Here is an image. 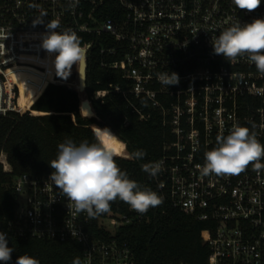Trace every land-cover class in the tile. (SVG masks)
I'll use <instances>...</instances> for the list:
<instances>
[{
    "label": "built area",
    "instance_id": "2783aa9c",
    "mask_svg": "<svg viewBox=\"0 0 264 264\" xmlns=\"http://www.w3.org/2000/svg\"><path fill=\"white\" fill-rule=\"evenodd\" d=\"M102 2L0 0V115L26 112L20 109L21 87L14 77L18 68L46 70L32 58L53 61L41 47L50 20L59 22L57 31L105 35L101 52L110 59L102 66L120 70L126 83L100 90L97 97L121 93L140 121L157 118L169 128L171 141L153 162L161 164L155 179L172 207L207 224L202 231L209 248L204 264H264V171L258 175L249 165L237 175L202 176L198 167L205 163V152L217 146V136L228 135L234 126L248 127L264 144V75L247 56L229 63L212 47L227 27L264 18V0L252 12L240 10L232 0H119L121 19L99 18ZM84 45L89 52L93 43ZM165 72L177 73L179 84L163 85L158 75ZM54 78L50 83L75 87L57 79L56 72ZM0 162L11 169L4 152ZM50 174L16 177V208L5 233L78 242L82 264H136L117 232L143 221V215L110 210L89 219L86 212L75 213L49 181Z\"/></svg>",
    "mask_w": 264,
    "mask_h": 264
},
{
    "label": "trees",
    "instance_id": "16d2710c",
    "mask_svg": "<svg viewBox=\"0 0 264 264\" xmlns=\"http://www.w3.org/2000/svg\"><path fill=\"white\" fill-rule=\"evenodd\" d=\"M97 15L101 19H121L123 11L119 0H103ZM76 33L83 45L93 43L87 54L85 94L97 117L87 118L83 114L81 102L86 98H81L77 88L67 83H50L55 80L53 63L49 69L40 70L48 71L49 79L29 102L28 111L0 115V154H6L11 166L6 170L0 162V231L6 232L14 218L16 177L23 173L40 176L51 173L49 164L58 154V145L67 139L77 145L83 141L94 142L97 127L109 128L124 148L116 152L115 148L120 149V145L115 139L109 142L118 167L142 188H149L161 196L155 177L144 172L142 165L153 164L161 157L165 144L172 138L169 128L157 118L140 121L121 93L109 92L103 98L97 97L98 91L117 84L125 86L126 82L120 70L102 66L104 60L110 59L101 52L105 35ZM72 74L71 71L66 80L57 75L56 78L70 82ZM19 104L21 107L22 89ZM126 119L128 124H125ZM137 150L145 151L146 155L142 159L130 158ZM110 209L117 214L138 213L119 199L110 202ZM142 215L143 221L124 225L117 232L118 241L130 247L136 264H176L180 261L204 264L207 261L209 248L202 239V231L207 227L205 222L172 207L166 199ZM94 231L104 237L108 235L102 229ZM8 241L9 247L14 249L8 264H15L17 257L25 254L38 259L40 264H73L76 259L82 264L83 247L78 242L12 235H8Z\"/></svg>",
    "mask_w": 264,
    "mask_h": 264
},
{
    "label": "clouds",
    "instance_id": "9594fccd",
    "mask_svg": "<svg viewBox=\"0 0 264 264\" xmlns=\"http://www.w3.org/2000/svg\"><path fill=\"white\" fill-rule=\"evenodd\" d=\"M232 2L240 10L248 12L256 10L261 4V0ZM59 27L57 20L47 23L41 47L54 57L52 63L56 75L66 80L74 65L80 72V66L86 62L89 46L82 44L75 31H57ZM212 47L214 54L222 55L229 63L247 56L248 61L254 63L257 71L264 75V18L227 27L212 40ZM158 79L167 87L179 84V76L175 72L161 73ZM90 115L87 111L86 117ZM94 137V142L83 141L79 145L71 139L65 140L58 145V154L49 164L53 170L49 181L67 198L69 210L78 214L86 212L89 219H94L110 212V202L116 199L127 203L140 214L163 203V198L155 191L142 188L118 167L109 144L116 137L109 128L97 127ZM216 143V147L205 152L204 165L198 166L202 176L237 175L249 165L258 175L264 171V163H261L264 144L248 127L234 126L228 135H218ZM145 155V151L137 150L130 158L142 159ZM142 170L155 177L161 171V164H144ZM72 235L76 236L77 233L72 231ZM13 252L7 233L0 231V262L8 264ZM15 264H40V261L25 254L18 256ZM73 264H80L79 259L74 260Z\"/></svg>",
    "mask_w": 264,
    "mask_h": 264
},
{
    "label": "rangeland",
    "instance_id": "374dc122",
    "mask_svg": "<svg viewBox=\"0 0 264 264\" xmlns=\"http://www.w3.org/2000/svg\"><path fill=\"white\" fill-rule=\"evenodd\" d=\"M72 77H71V81L70 83L72 85H74L76 88L78 87V82H79V77H78V71L76 69V66L74 65L73 68H72ZM27 82H26V89L25 91L22 93V104L21 106L23 108L21 109H26V111H28V107H29V102L31 100H33L37 95L38 93L40 92L42 86L44 85L45 83V79H41V78H38V77H35V76H32V74H29L27 76ZM79 93L81 94V98L84 99L86 98L87 99V96L85 94V92H80ZM85 101V100H84ZM84 101L81 102V107H82V111H83V114L86 115L87 111H89L90 113H94L93 112V109H91L90 107H87V106H83L84 104ZM116 142L119 144L118 140L115 138ZM120 145V144H119ZM121 147V145H120ZM124 149L123 147H121L120 149L117 150V148H115L116 152H120ZM120 150V151H119Z\"/></svg>",
    "mask_w": 264,
    "mask_h": 264
},
{
    "label": "bare ground",
    "instance_id": "6f19581e",
    "mask_svg": "<svg viewBox=\"0 0 264 264\" xmlns=\"http://www.w3.org/2000/svg\"><path fill=\"white\" fill-rule=\"evenodd\" d=\"M33 61L38 62L41 65H44L47 69L50 68L51 66V59L48 60H38L36 58H32ZM29 74H32V76L41 78V79H45V81H47L49 79V72H42L39 69L32 67V66H23V67H19L17 73L14 74V77L16 79V81L19 83L21 89H22V93L25 91L26 89V82L27 80V76ZM84 101V100H83ZM23 108L22 106L20 107V109ZM91 115L94 113H90Z\"/></svg>",
    "mask_w": 264,
    "mask_h": 264
},
{
    "label": "water",
    "instance_id": "95a60500",
    "mask_svg": "<svg viewBox=\"0 0 264 264\" xmlns=\"http://www.w3.org/2000/svg\"><path fill=\"white\" fill-rule=\"evenodd\" d=\"M87 67H88V64H87V58H86V62L83 65L80 66V69H79L80 72L78 73V77H79V91L80 92H85L86 87H87V82H86V79H87ZM83 106L90 107L91 109L93 108L92 105H91V101L89 99L84 101ZM81 109H82V107H81ZM90 116L91 117H97L95 112H94V114H92Z\"/></svg>",
    "mask_w": 264,
    "mask_h": 264
}]
</instances>
